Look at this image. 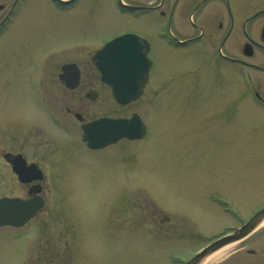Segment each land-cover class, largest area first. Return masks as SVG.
Wrapping results in <instances>:
<instances>
[{"label": "rangeland", "instance_id": "rangeland-1", "mask_svg": "<svg viewBox=\"0 0 264 264\" xmlns=\"http://www.w3.org/2000/svg\"><path fill=\"white\" fill-rule=\"evenodd\" d=\"M27 18V30L12 28L0 38V74H8L19 89L28 56L62 39L60 33L40 30L37 16ZM111 21L96 18L89 24L111 31ZM235 53L244 56L240 48ZM207 55L204 49L155 47L154 81L141 100L122 108L109 90L105 106L101 97L80 103L78 110L87 118L135 112L144 118L149 125L144 140L113 148L123 160L112 158L110 149L108 157L99 156L107 158L102 163L89 155L80 122L64 107L71 97L55 96L59 112L52 115L45 107L42 120L46 205L25 229L27 251L11 240L9 228L0 230L7 240L0 239V264H20V252H27L26 264H181L218 235L223 223L237 225L264 207V112L253 95L243 93L241 76L236 73L234 84L225 82L228 74L213 58L207 63ZM57 57L49 61L48 73ZM11 103L14 117L34 115L29 97L12 93ZM217 198L232 203L235 218L227 217ZM166 217L171 222L160 221ZM12 230L14 237L20 232ZM263 236L245 248L237 245L227 252L236 254L214 264H250L251 259L264 264V252L253 257L244 251L264 247Z\"/></svg>", "mask_w": 264, "mask_h": 264}, {"label": "flooded vegetation", "instance_id": "flooded-vegetation-1", "mask_svg": "<svg viewBox=\"0 0 264 264\" xmlns=\"http://www.w3.org/2000/svg\"><path fill=\"white\" fill-rule=\"evenodd\" d=\"M109 8L113 10L108 13ZM28 16H32L33 20L37 16L40 30L60 33L62 39L36 47V52L28 56L26 64L29 68L20 89L18 83L14 87L8 74H0V199L37 196L45 199L44 181L34 179L31 183L22 182L15 166L25 159L28 166L36 164L46 174L41 159L42 120L45 107L52 111V115L59 112L55 96L71 97L72 100L66 101L64 107L81 126L106 116L87 118L78 109L80 103L89 98L97 103L101 97V104L105 106L103 101L109 86L102 81L92 50L104 47L116 37L138 35L153 65L151 53L155 47L198 52L212 49V57L216 64L218 62L219 69L228 74L225 82L234 84L237 70L250 75L254 72L263 74L261 79L251 80L250 88L264 106V0H0V38L12 28L27 30L31 25ZM96 18L111 19V31H108L109 28L101 29L102 25L92 28L89 22ZM92 33L101 34L93 37ZM247 45L251 46V56H237L235 50H243ZM46 50L50 51L47 56ZM56 55L59 62L54 65L53 72L51 68L52 73H48L46 67ZM10 63L6 61V64ZM12 93L29 97L34 112L30 120H27V115L14 117ZM55 121L64 123L57 117ZM120 143L98 151L118 147ZM73 155L64 158L72 159ZM37 172L38 168H35V175ZM27 174L30 178L35 176L28 169ZM160 221L168 223L171 218ZM240 226L232 227L231 231ZM9 229L19 231L23 228ZM260 234L264 235V227L243 242L244 248ZM262 242L264 245V236ZM257 247L244 251L258 257L260 252H264V247ZM20 253V263L26 264L27 252ZM236 253L232 252L231 256ZM250 261L254 262L250 264H258L256 259Z\"/></svg>", "mask_w": 264, "mask_h": 264}, {"label": "water", "instance_id": "water-1", "mask_svg": "<svg viewBox=\"0 0 264 264\" xmlns=\"http://www.w3.org/2000/svg\"><path fill=\"white\" fill-rule=\"evenodd\" d=\"M133 45L139 57V64L131 66L123 53L127 45ZM114 53V55H109ZM97 64L103 74V80L114 89L116 100L127 104L139 98L144 92L145 82L149 71V61L146 53L132 37L117 38L96 54ZM78 83V80H77ZM77 85V84H76ZM144 124L138 115L131 120L102 119L84 126V139L90 147L100 148L118 139L128 137L140 138L144 131ZM26 162L17 164L16 172L24 182L30 181ZM37 179H42L40 175ZM44 206L43 199L36 198L28 201L0 200V227L11 224L24 225ZM264 221V210L260 211L249 223L239 229L234 235L227 236L206 248L201 254L194 257L189 264H201L207 257L224 246L240 241L253 233L258 225Z\"/></svg>", "mask_w": 264, "mask_h": 264}, {"label": "snow or ice", "instance_id": "snow-or-ice-1", "mask_svg": "<svg viewBox=\"0 0 264 264\" xmlns=\"http://www.w3.org/2000/svg\"><path fill=\"white\" fill-rule=\"evenodd\" d=\"M109 55H114V53H109ZM123 55L126 56L129 64L133 67H135L136 65L139 64V57L137 55V53L134 50V46L129 44L127 45V50L125 53H123Z\"/></svg>", "mask_w": 264, "mask_h": 264}, {"label": "bare ground", "instance_id": "bare-ground-1", "mask_svg": "<svg viewBox=\"0 0 264 264\" xmlns=\"http://www.w3.org/2000/svg\"><path fill=\"white\" fill-rule=\"evenodd\" d=\"M234 246L235 245L226 246L225 248L211 255L203 264H214L220 261L221 259H224L223 257H225L227 255V252L231 250Z\"/></svg>", "mask_w": 264, "mask_h": 264}]
</instances>
